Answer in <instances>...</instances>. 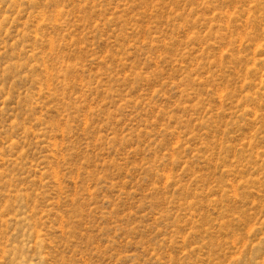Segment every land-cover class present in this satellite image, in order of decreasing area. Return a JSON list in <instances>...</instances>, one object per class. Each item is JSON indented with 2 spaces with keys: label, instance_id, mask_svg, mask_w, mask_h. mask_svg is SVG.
I'll return each instance as SVG.
<instances>
[{
  "label": "rangeland",
  "instance_id": "obj_1",
  "mask_svg": "<svg viewBox=\"0 0 264 264\" xmlns=\"http://www.w3.org/2000/svg\"><path fill=\"white\" fill-rule=\"evenodd\" d=\"M0 264H264V0H0Z\"/></svg>",
  "mask_w": 264,
  "mask_h": 264
}]
</instances>
